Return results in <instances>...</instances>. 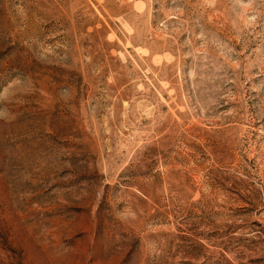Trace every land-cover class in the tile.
<instances>
[{
	"label": "rangeland",
	"instance_id": "374dc122",
	"mask_svg": "<svg viewBox=\"0 0 264 264\" xmlns=\"http://www.w3.org/2000/svg\"><path fill=\"white\" fill-rule=\"evenodd\" d=\"M0 264H264V0H0Z\"/></svg>",
	"mask_w": 264,
	"mask_h": 264
}]
</instances>
